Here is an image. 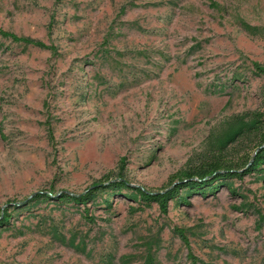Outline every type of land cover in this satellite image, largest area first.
<instances>
[{"label": "rangeland", "instance_id": "1", "mask_svg": "<svg viewBox=\"0 0 264 264\" xmlns=\"http://www.w3.org/2000/svg\"><path fill=\"white\" fill-rule=\"evenodd\" d=\"M0 28L56 48L0 33V264H190L178 229L202 264H264V166L182 189L166 213L108 189L27 202L108 172L158 191L217 159L244 166L264 0H0Z\"/></svg>", "mask_w": 264, "mask_h": 264}, {"label": "trees", "instance_id": "2", "mask_svg": "<svg viewBox=\"0 0 264 264\" xmlns=\"http://www.w3.org/2000/svg\"><path fill=\"white\" fill-rule=\"evenodd\" d=\"M0 33L4 36L11 37L15 41L48 48L53 52L56 51V48L53 45H49L43 40L18 36L13 32L1 28ZM253 64L259 71L264 72V67L257 62H253ZM244 133L257 134L259 139L252 154L247 158V161H245L244 166H238L236 163H227L217 159L210 166L203 167L200 170H188L180 177L175 174L172 175L170 185L165 189L158 191H148L140 186L131 185L123 176H113L111 172H108L80 193H69L65 191L60 193H55L53 191H37L28 198L27 202L38 198H57L59 200L67 199L68 201H73L77 204H83L86 206L87 203L95 198L100 189H108L113 194L119 193L125 198L132 199L133 201L141 200L146 203L156 202L161 212L166 213L169 208L170 200L180 196L182 189H188L189 193H202L204 195L208 192L214 193L222 186V183L216 184L219 180L229 178L242 179L245 175L262 169V166H264V111H256L253 113L252 121L244 128ZM124 189L127 190L123 191ZM186 198L187 196H180V199L185 202ZM106 205L110 206L111 202L106 200ZM86 211H88V208H86ZM11 217V213L7 212V208H4L3 215L0 218V226L8 224ZM262 218L264 219V215H262ZM178 232L181 234V237L188 248L187 255L190 264H202L199 257L192 251L184 230L178 229ZM145 264H155L152 255L147 257Z\"/></svg>", "mask_w": 264, "mask_h": 264}]
</instances>
